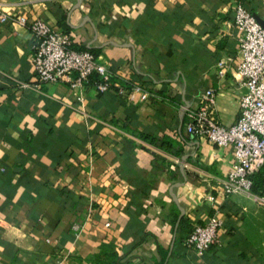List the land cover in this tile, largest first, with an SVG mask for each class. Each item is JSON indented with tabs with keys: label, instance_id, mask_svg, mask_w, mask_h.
Masks as SVG:
<instances>
[{
	"label": "crops",
	"instance_id": "0c3cea01",
	"mask_svg": "<svg viewBox=\"0 0 264 264\" xmlns=\"http://www.w3.org/2000/svg\"><path fill=\"white\" fill-rule=\"evenodd\" d=\"M236 3L264 25V0H0L116 75L102 92L36 84L29 31L0 22V264H92L103 241L130 264H264V208L222 193L231 146L184 129L206 87L220 122L237 116ZM212 213L217 239L197 254L183 239Z\"/></svg>",
	"mask_w": 264,
	"mask_h": 264
},
{
	"label": "built area",
	"instance_id": "2783aa9c",
	"mask_svg": "<svg viewBox=\"0 0 264 264\" xmlns=\"http://www.w3.org/2000/svg\"><path fill=\"white\" fill-rule=\"evenodd\" d=\"M0 22L24 26L29 31L32 40L30 62L36 84L54 83L67 77L69 86L79 89L95 73L98 77L95 89L102 92L116 79L109 66L99 62L92 51L72 47V38L67 32L39 17L7 11L0 5ZM231 22L236 29L235 73L241 85L237 116L228 125L220 122L215 114V91L206 87L199 94L196 105L186 108L184 129L216 145L229 144L232 161L222 180V193H240L264 208V195L250 189V176L264 161V25L241 3L234 4ZM217 64V74L222 76L225 71L222 60ZM115 84L116 91L121 93L128 83ZM129 88L138 91L141 99L150 95L138 83ZM76 97L81 99L79 93ZM220 225V218L215 213L209 214L202 223L190 227L183 239L184 246L197 254L202 253L216 241ZM71 228L76 233L80 225L74 222Z\"/></svg>",
	"mask_w": 264,
	"mask_h": 264
},
{
	"label": "trees",
	"instance_id": "16d2710c",
	"mask_svg": "<svg viewBox=\"0 0 264 264\" xmlns=\"http://www.w3.org/2000/svg\"><path fill=\"white\" fill-rule=\"evenodd\" d=\"M63 31V30H62ZM89 49V48H86ZM91 51V49H89ZM98 79L95 73L89 76L88 81L95 83ZM251 186L250 189L253 192L264 195V161L263 163L251 174ZM188 228L187 232L189 231ZM90 262L92 264H130L128 259H122V256L117 254L114 245L111 241H103L99 245V249L96 253L90 256Z\"/></svg>",
	"mask_w": 264,
	"mask_h": 264
},
{
	"label": "water",
	"instance_id": "95a60500",
	"mask_svg": "<svg viewBox=\"0 0 264 264\" xmlns=\"http://www.w3.org/2000/svg\"><path fill=\"white\" fill-rule=\"evenodd\" d=\"M254 16H255V18L261 23V24H263L262 22V20L256 15V14H254V13H252ZM181 213H182V210L180 209V213H179V215H181Z\"/></svg>",
	"mask_w": 264,
	"mask_h": 264
}]
</instances>
